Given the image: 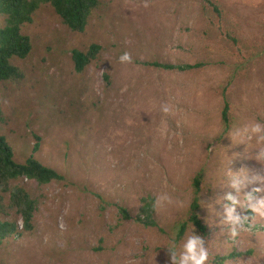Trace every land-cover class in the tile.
Here are the masks:
<instances>
[{"label":"rangeland","instance_id":"rangeland-1","mask_svg":"<svg viewBox=\"0 0 264 264\" xmlns=\"http://www.w3.org/2000/svg\"><path fill=\"white\" fill-rule=\"evenodd\" d=\"M100 1L83 33L42 5L22 27L30 55L12 60L23 79L0 83V134L16 161L34 155L67 177L47 185L24 181L41 200L35 226L0 242V264H154L156 252V264H169V250L160 246L186 218L200 169L208 264H264V216L238 207L251 228L233 239L225 212L228 193L244 200L264 187L256 181L238 193L232 179L264 175V163L254 159L255 138L232 144L222 134L264 123V0ZM94 42L103 46L99 64L75 72L72 52ZM124 52L130 63L119 61ZM154 61L200 66L180 71ZM229 168L233 177L225 175ZM155 193L174 203L155 212L154 224L138 221L141 198ZM100 197L109 202L104 209Z\"/></svg>","mask_w":264,"mask_h":264},{"label":"trees","instance_id":"trees-1","mask_svg":"<svg viewBox=\"0 0 264 264\" xmlns=\"http://www.w3.org/2000/svg\"><path fill=\"white\" fill-rule=\"evenodd\" d=\"M44 5L53 8L62 23L71 31L83 33L86 31L94 12L101 6L100 0H0V83L5 81L19 82L23 79L22 70L12 63L13 59H26L31 53L32 43L29 36L23 33L22 27L33 21L36 11ZM218 16H221V6L211 4ZM103 52L102 44L91 43L85 50H74L72 61L75 72L83 73L89 66L98 65ZM158 68L187 71L199 67L200 64H173L152 62ZM108 80L109 75L105 74ZM3 111L0 102V120ZM222 121L226 128L232 122L231 105L224 98ZM38 147V144H36ZM206 175L204 170H198L192 178V198L186 218L181 222L177 239L184 237L193 228L198 234L208 233V226L202 216V192ZM35 181L39 185L53 182H66L67 177L53 167L29 156L24 162L15 159L13 146L6 137L0 134V242L17 238L24 232L34 229L35 215L39 209L40 198L35 197L25 186L24 181ZM152 195L141 198V206L136 219L145 224H154L155 211L151 205ZM101 199L102 204L108 205ZM119 213L126 220L131 219L129 210L118 206ZM21 220V224L19 221ZM246 253L252 254L250 249ZM241 253H234L236 257ZM228 259V258H226ZM222 258L221 261H226Z\"/></svg>","mask_w":264,"mask_h":264},{"label":"clouds","instance_id":"clouds-1","mask_svg":"<svg viewBox=\"0 0 264 264\" xmlns=\"http://www.w3.org/2000/svg\"><path fill=\"white\" fill-rule=\"evenodd\" d=\"M131 55L128 52H124L119 56V61L121 63H130ZM161 111L168 114L172 111L171 106L167 103L161 106ZM219 133H214L213 137ZM223 136L230 138L232 144L245 143L246 140H251L255 138L257 152L254 159L257 162L264 163V123L255 122L251 124H246L244 126L230 127L223 131ZM225 175L233 177L234 174L231 169H227ZM256 181L264 182V175L259 173L253 174L251 179L247 176L243 180L232 179L231 186L240 192L241 186L247 187L249 183H255ZM255 192H264V187H256L253 192H248L244 194V200H241L238 195L228 193L226 199L231 203L225 207V212L227 214V222L230 224V234L233 239L239 238L242 232L249 231L251 225L248 228L245 224L248 222L247 215H241L237 208H248L251 209L253 213L264 216V196L256 198L254 196ZM174 203L172 197L167 193H155L151 197L152 209L157 213L164 212ZM204 206V205H203ZM167 246L170 253L169 264H208L209 261V251L205 246V240L201 234H198L194 230V226L190 233H186L184 237L177 239L174 234L170 241L160 246ZM150 258V261L154 260L156 264L155 257Z\"/></svg>","mask_w":264,"mask_h":264}]
</instances>
